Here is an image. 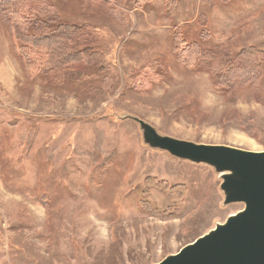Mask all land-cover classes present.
Segmentation results:
<instances>
[{
	"label": "rangeland",
	"instance_id": "374dc122",
	"mask_svg": "<svg viewBox=\"0 0 264 264\" xmlns=\"http://www.w3.org/2000/svg\"><path fill=\"white\" fill-rule=\"evenodd\" d=\"M119 1L51 0L60 22L94 28L101 57L59 85L23 74L0 19V264H158L243 209L223 206L211 168L145 146L130 118L264 152V0ZM174 30L202 52L253 47L258 79L225 92L178 60ZM150 65L161 81L135 88Z\"/></svg>",
	"mask_w": 264,
	"mask_h": 264
},
{
	"label": "trees",
	"instance_id": "16d2710c",
	"mask_svg": "<svg viewBox=\"0 0 264 264\" xmlns=\"http://www.w3.org/2000/svg\"><path fill=\"white\" fill-rule=\"evenodd\" d=\"M0 19L19 44L25 76L40 77L59 85L66 80L83 78L90 67L101 62L100 55L93 51L94 28L60 22L51 0H0ZM172 45L181 63L207 72L215 85L227 93L254 84L260 75L263 54L253 47H243L235 57L225 47L202 52L196 44L186 45L178 30H174ZM156 68L154 65L144 68L135 81V88H146L148 73H153L149 85L160 82L161 74Z\"/></svg>",
	"mask_w": 264,
	"mask_h": 264
},
{
	"label": "water",
	"instance_id": "95a60500",
	"mask_svg": "<svg viewBox=\"0 0 264 264\" xmlns=\"http://www.w3.org/2000/svg\"><path fill=\"white\" fill-rule=\"evenodd\" d=\"M137 124L151 150L193 165L211 168L221 180L223 206L243 209L204 236L158 264H264V152L194 144L161 136L145 122Z\"/></svg>",
	"mask_w": 264,
	"mask_h": 264
}]
</instances>
